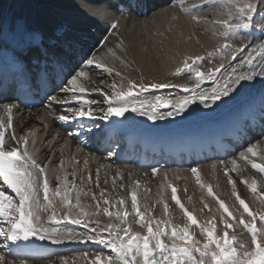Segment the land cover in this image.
Segmentation results:
<instances>
[{"label":"snow or ice","instance_id":"snow-or-ice-1","mask_svg":"<svg viewBox=\"0 0 264 264\" xmlns=\"http://www.w3.org/2000/svg\"><path fill=\"white\" fill-rule=\"evenodd\" d=\"M205 4L217 7L219 15L223 17L212 21L219 28V37L225 41L218 48L220 63L209 73H204L199 67H195L204 57L185 56L183 69L196 77L195 87L181 86L183 95L175 102L166 100L161 95L154 96L155 103L147 98L138 99L150 90L177 86L144 82L141 69L135 67L134 59L129 58V48L124 38L115 31L119 27L118 20L109 25L114 30L110 35L116 38L115 44L109 47L105 37L101 44L104 51L100 55L89 52L70 70L66 68L65 56L72 45L62 26L49 32L39 26L17 22L8 28V40L13 51H19V61L26 73L25 81L30 86L34 85L39 89L46 86L54 76H63L59 92L46 95L47 103L44 106L49 115L53 114L55 106H60V114L54 118L73 126V131L68 132L70 138H75L82 144L85 140L99 143L129 119L126 116L128 113L146 116L153 122L184 118L194 111L193 104L211 110L232 101L245 82L264 79V70L257 72L251 68L257 56L264 59V39L257 44H253L251 40L245 43L242 36L252 35L253 32L264 34V26L258 24L256 19L259 17L264 21V11H260L264 0H204L203 4L191 8L182 7V11L192 14L203 10ZM116 10L121 15L124 14L122 9ZM2 16L3 6L0 4V19ZM191 18L199 22L197 16L192 15ZM157 35L164 36V33L158 32ZM3 38L4 30L0 23V40ZM234 40H240V45H235L232 42ZM141 50L146 53L147 45ZM238 54L242 56L239 64L229 63L226 67L224 60H235ZM213 55V52L208 53L209 57ZM117 63L122 69L140 73L139 79L133 80L123 75L116 67ZM245 65L250 70H244ZM93 69H100L109 76L114 73L108 86L110 91L97 87L91 80L90 72ZM181 71V68L176 69L177 74ZM221 78L224 80L223 84L219 83ZM203 80H209L215 86L203 89ZM104 83V80L100 81V84ZM12 93L10 96L0 93L3 96L0 99V110L7 114L6 119L0 116V264H17L10 256L18 254L20 245L24 246L25 254H38V250L33 247L34 240H50L53 244L64 241L91 242L98 246L97 249L91 253H81V258H85L87 264H264V130L237 157L219 161L232 186V195L243 209L237 210L238 216L233 215L230 206L223 200L214 197L212 185H207L208 196L214 197L219 206L217 212L222 228L221 234H218L216 215L212 214L204 222L198 220L194 211H189L182 203L177 188L172 184H162V191L157 193L159 199L156 203L163 205L162 215L155 214L156 203L149 206L138 200L139 180L133 181L131 185L128 207L127 198H116L109 193L107 187H101V183L107 186L109 180L105 176L101 181L99 169L93 178V173L87 170V159L83 161L84 173H80L77 167L80 161L75 158H71L67 166L63 159L60 160L59 167L62 171L55 176L56 184L50 191L46 176L47 165L38 161L36 140L29 141V135L34 137L35 133L17 136L15 132L8 131L13 128V110L19 107L14 102L18 99L14 94L15 88ZM91 93H99L102 98L89 99ZM112 117L123 119L113 122ZM81 137L85 140H81ZM114 154L111 151L108 153L109 156ZM238 159L262 174L259 192L255 177L250 180L242 177L240 181L248 186L259 201L255 211L241 198L236 190V182L229 175L230 171H237ZM212 168L216 169L217 165L213 164ZM157 172L158 169L154 167L152 175L155 176ZM191 172L201 188H204L199 169L194 167ZM117 176H121L119 169L112 179L113 191L117 189ZM164 178H167V173ZM129 179L131 180V173ZM89 184L99 191H92L87 187ZM125 188L123 182L119 183L121 191ZM168 188L171 189V200L182 213L181 223L175 222L170 214L169 203L164 197ZM188 199L191 200L192 197L189 196ZM231 207L235 208V204ZM204 209H209L208 203H203L201 212ZM57 211L62 214V218L70 219L72 224L82 226L85 231L76 233L70 228L51 226L49 221L55 220ZM100 216L106 217V221L102 222ZM134 225H138L142 231L136 230ZM193 226L199 228L202 239L195 238ZM240 226L249 234L248 237H238L233 229ZM10 245H16L17 248L13 249ZM19 264H28V261L20 260ZM58 264H69V259L61 256Z\"/></svg>","mask_w":264,"mask_h":264},{"label":"bare ground","instance_id":"bare-ground-1","mask_svg":"<svg viewBox=\"0 0 264 264\" xmlns=\"http://www.w3.org/2000/svg\"><path fill=\"white\" fill-rule=\"evenodd\" d=\"M139 1L0 0V4L3 6V16L0 19V23L3 25L5 36L8 35V28L17 22L31 26H39L49 32L57 26H62V29L67 32L73 51L65 57V61L75 66L89 52H95L97 55H100L104 51L101 48V44L105 37L108 39L109 47L115 44L116 38L110 35L114 30L109 25L113 21L118 20L119 27L115 31H118L124 38L129 48V58L134 59L135 67L141 69L144 82L169 83L177 86L150 90L149 92L143 93L138 99L143 100L147 98L155 103L154 96L161 95L166 100L175 102V100L179 99L180 95H183V89L181 87L183 85L170 82L167 79L174 75L180 77L183 73H186V70L183 69L185 56H202V53L212 50V41H217L220 38L219 35L218 38L216 36L218 27L215 26L210 31L208 18H205L203 14L211 6L205 4L203 10L192 13V15L197 16L199 21L195 22L194 20L193 22L182 11V7L191 8L194 5L203 4L204 0H183L182 6L181 0H145L146 6H143ZM137 2L140 4L139 6H137ZM261 5L264 6V4ZM167 6L168 8H166ZM117 8L122 9L124 14L121 15L116 10ZM260 11H264V7H261ZM146 16H153V19L152 17L146 19ZM173 17L178 19H173ZM256 19L258 24L264 26V21L260 20L259 17ZM197 24H201L200 29L196 28ZM202 26L205 29H207L206 26L208 27L209 30H207V33L204 32L205 29ZM158 32H163L164 36L157 35ZM210 34L214 36L213 40L209 39L213 37ZM243 36H246V40H252L253 44L260 43L264 39V34H257L256 32H253L252 35L243 34ZM144 45H147L148 48L146 53L141 50ZM177 53L179 54L177 55ZM244 55H246V52ZM241 59L242 56L237 55V58L232 60L231 64L238 65ZM116 67L121 70L123 75L129 76L133 80L139 79L140 73L122 69L118 63ZM177 68H181L182 71L180 74L176 73ZM251 68H254L257 72L264 70V59L257 56ZM199 69L204 72L202 68L199 67ZM244 70H250L249 66L245 65ZM222 73L223 70H221ZM113 76L114 73L112 76H109L100 69H93L90 72L91 80L95 82L97 87L103 88L106 92L110 91L108 86L111 84ZM116 79L119 80V78ZM101 80H104L105 83L100 84ZM219 83H224L223 78L220 79ZM201 86L203 89H208L215 85L209 80H203L201 81ZM58 92L59 89L53 87L51 94H57ZM88 98L99 100L102 97L99 93H91ZM46 103L47 100L32 110L20 107L14 109L13 128L8 131L15 132L17 136L29 135L31 132L35 133L34 137L29 135V141L32 139L36 140L35 148L38 150L36 153L38 161L42 165H47L46 176L50 184V191L56 184L55 176L62 171L59 167L60 160L63 159L65 166H67L68 161L71 158H75V160L80 161V164L77 165L80 173H84L85 165L83 161L87 159V170L93 173V178H95L96 170L99 169L101 181H103L105 176L109 180L107 186L101 183V187H107L109 193L116 198L120 196L127 198L128 207H130L129 193L131 191V185L133 181L139 180L140 184L137 189V194L141 204L151 206L156 203L159 199L157 193L162 191L161 185L172 184L177 188V191L179 190L180 195H183L184 200L187 199L186 204L189 200L188 197H192L191 200L195 204L194 207L192 205L193 209L190 207V211H194L196 214L200 206L198 205L200 203L199 198L208 199L209 197L207 194L208 184L212 185L213 193L216 196L220 195V193L223 196L227 195L232 187L228 183V177L224 175V167L219 164V161L222 159L228 161L233 157H237V153L246 148L250 142L257 140L259 133L264 130V126H261L257 131L250 133V138L243 137L241 145L235 150H232L233 148H227L228 145L219 139V136L229 129V124L232 121L231 117L227 115L229 111H238V109L243 108L251 109L254 106L264 103V79L262 78H257L251 83L245 82L235 94L233 100L227 104H222L211 110H206L193 104L192 108L194 111L190 112L184 118L177 117L174 120L166 119L153 122L149 121L146 116L128 113L126 116L129 119L123 124L118 125L113 132L106 135L99 143L96 141L89 142L84 137H81V140H85V143L82 144L75 138H70L68 132L73 131V126L63 124L54 118V116L60 114V106H55V111L52 115H49L48 110L44 106ZM0 116L6 119L7 114L0 110ZM122 119L112 117L113 122ZM200 129L206 133L207 139L209 138V140L214 141L209 142L207 139H201L198 143H194L188 152L183 154L181 160L178 162H170L166 166H159L158 164L149 166L148 164L146 165V162L132 166L121 159L120 154L108 155L110 151L114 152L116 147L118 149L121 148L123 142L118 137L120 133L127 135V138L130 139H138L140 144L145 146L144 148H154L155 153H166L170 143L169 140L172 137L185 132H190L193 137H196V131ZM5 138L6 140L8 139L7 135ZM109 138L115 140V143L105 152L106 147L110 145V143H107ZM224 145L225 148H222L221 146ZM29 147H31V144H29ZM148 157L152 159L153 156ZM187 157L188 161H186ZM155 159L157 162L161 161L160 164L164 162L163 158ZM213 164L217 165L216 169L212 168ZM237 164V171H230L229 175L236 182L238 191L239 183L237 181L242 177L249 180L255 177L257 182L260 183L262 174L255 173L253 171L254 169L250 165L246 166L242 160L238 159ZM154 167L158 169L155 176L152 175V169ZM194 167L200 171L201 183L205 185L204 188H201L200 184H196V178L191 172V169ZM228 167L230 168L231 165L229 164ZM117 169L120 170L121 176L116 177L117 189L113 191L112 179L116 176ZM129 173H131V180L129 179ZM165 173H167L166 179L164 178ZM121 182L126 185L123 191L119 189V183ZM87 187L92 191H99L91 184L87 185ZM164 197L167 199L170 207L176 208V205L171 200L170 188L164 192ZM155 212L158 215H162L163 205L156 203ZM106 219V217L100 216L102 222H105ZM49 224L59 228H70L76 233L85 231L82 226L72 224L70 219L62 218V214L59 211L56 212L55 220L49 221ZM34 243H43L42 247L44 249L57 247L58 251L49 257L40 254L32 257L20 256L19 252L24 248L23 245H20L18 254L10 256V258L15 259L17 264H19L20 260H27L28 264H58L59 257L64 256L69 259V264H87L86 259L81 258V253L86 251L91 253L98 247L91 242L79 243L76 241H64L60 244H53L50 240H34ZM10 247L13 249L17 248L16 245H10Z\"/></svg>","mask_w":264,"mask_h":264},{"label":"rangeland","instance_id":"rangeland-1","mask_svg":"<svg viewBox=\"0 0 264 264\" xmlns=\"http://www.w3.org/2000/svg\"><path fill=\"white\" fill-rule=\"evenodd\" d=\"M40 1V0H39ZM43 1V0H41ZM261 7H264L263 5H260V8ZM168 8V6L166 7ZM205 10V9H204ZM152 14V13H151ZM203 14L205 15L204 17L205 18H208V22L210 23V31L211 29H214L215 26L217 25H214L212 23V21L216 20V19H222L223 17L219 15V9L217 7H214V6H211L210 8H208V10H205L203 12ZM144 15H146V13H144ZM188 17L191 18L192 14H187ZM152 19H153V16H151ZM150 16H146L145 18H151ZM191 21L194 22V20L191 18ZM197 22V21H195ZM261 23V22H259ZM214 25V26H212ZM208 26V25H207ZM206 26L207 29H205L203 26V29L204 32L207 33V30L208 27ZM212 26V27H211ZM218 27V26H217ZM216 27V28H217ZM196 28L197 29H200L201 28V24H197L196 25ZM215 28V29H216ZM209 32V31H208ZM218 32H219V28H218ZM218 32L216 34L217 38H218ZM211 33V32H210ZM211 35V34H210ZM213 36V35H211ZM243 36V34H242ZM244 37V42L247 43L249 41V39L246 40V36H243ZM214 36L209 38L211 40H213ZM219 40H214L212 41V50L209 51V52H213L214 55L212 57H209L208 56V53L209 52H205V53H202V57H204V59L202 61H200L198 63V65H196L195 67H200L204 70V73H209L211 70L215 69L219 63H220V59H221V55H220V52L218 51V48L220 45H222L225 41H223L221 38H218ZM252 41V40H251ZM235 45L239 46L241 41L240 40H234L232 41ZM239 55V54H238ZM191 62V61H190ZM228 62L232 63V60L230 61V58L227 59V60H224V64L225 66L228 65ZM223 70V69H222ZM178 75H174V76H170L169 79H167L168 81L170 82H174V83H177V84H180V85H183V86H188V87H194L195 86V80H196V77L194 76V74H190L186 71V73H183L182 76H178ZM238 154V153H237ZM236 155V154H235ZM255 158V157H254ZM257 162H259L258 158H255ZM255 173H258L256 172V170H253ZM260 174V173H259ZM262 179V178H261ZM240 180H238L237 182L239 183V191L237 190V192L240 194L241 198L245 199V201L249 204L250 208H252L253 211H255V209L259 206V201L255 199V196L254 194H252L249 189H248V186L246 184H243L240 182ZM197 185H199L197 182H196ZM231 187V186H230ZM260 190V183H258V192ZM98 192V191H97ZM178 193V196H181L180 195V192L179 190L177 191ZM114 195H117V194H114ZM228 195V196H227ZM227 195H222L220 193V195L216 196L214 194V197H218L219 199L223 200L227 205L230 206V211H233V215L234 216H238V211H243L242 208H240L239 206V202L236 201L235 197L232 195V187L230 188V191L229 193H227ZM214 197H208L207 198H199V210L196 211V214L194 213V215L197 216L198 220H200L201 222H204V221H207L210 216L212 214H215L216 215V223H217V233L218 234H221L220 233V228H222V224L220 223V218H219V213L217 212V209H218V204L216 203V199ZM180 199H182V203L185 205V207L190 211V207H194V201L193 200H188L187 201V204H186V200H184L185 198H183V195L180 197ZM201 199V200H200ZM205 199V200H204ZM174 203V202H173ZM190 203V204H189ZM203 203H208L209 204V209H204L203 212H201V209L203 208ZM175 204V203H174ZM235 204V208H232L231 206ZM192 207V209H193ZM170 214L174 217L175 219V222L178 221V223H181L183 222V216H182V213L180 211V209L178 208V206L175 207H170ZM174 209V210H173ZM177 209V210H176ZM238 210V211H237ZM156 214V212H155ZM226 215V214H225ZM245 216H247V214L245 213ZM178 217V219H177ZM259 222V221H258ZM220 223V224H219ZM136 228V230L138 231H142L141 229H139V226L138 225H135L134 226ZM233 230H235L238 234V237H248V233L246 232V230H244L242 228V226H240L239 228H234ZM192 231L195 232V238L196 239H202V237L200 236V230L199 228L193 226V229ZM231 231V230H230Z\"/></svg>","mask_w":264,"mask_h":264}]
</instances>
